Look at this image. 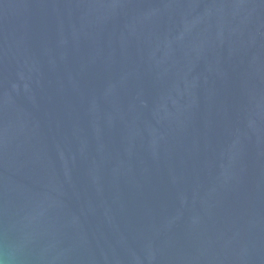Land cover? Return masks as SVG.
<instances>
[{"label":"water","instance_id":"1","mask_svg":"<svg viewBox=\"0 0 264 264\" xmlns=\"http://www.w3.org/2000/svg\"><path fill=\"white\" fill-rule=\"evenodd\" d=\"M0 264H264V0H0Z\"/></svg>","mask_w":264,"mask_h":264}]
</instances>
